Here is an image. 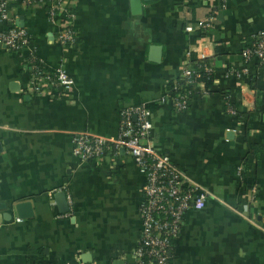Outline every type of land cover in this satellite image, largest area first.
Masks as SVG:
<instances>
[{"label": "crops", "instance_id": "crops-1", "mask_svg": "<svg viewBox=\"0 0 264 264\" xmlns=\"http://www.w3.org/2000/svg\"><path fill=\"white\" fill-rule=\"evenodd\" d=\"M133 1L64 0L78 38L62 46L47 0H9L30 44L22 55L0 44V264H137L145 176L125 150L82 161L73 149L78 133L116 141L119 112L151 104L161 105L152 140L206 196L187 212L169 264H264V67L230 74L264 33V0H140L137 15ZM31 53L49 73L64 65L70 91L32 93ZM192 55L210 63L213 85L177 113L166 88ZM227 98L250 115H228Z\"/></svg>", "mask_w": 264, "mask_h": 264}, {"label": "built area", "instance_id": "built-area-1", "mask_svg": "<svg viewBox=\"0 0 264 264\" xmlns=\"http://www.w3.org/2000/svg\"><path fill=\"white\" fill-rule=\"evenodd\" d=\"M63 1L47 0L46 4L50 20L61 24L58 41L62 46H71L78 38L74 29L75 14L64 9ZM30 2L38 3L41 0H30ZM60 15L63 17L58 19ZM211 22L212 17L204 23L203 29L210 30ZM186 31L190 32V29L187 28ZM0 44L18 55H22V51L30 44L29 33L25 29H20L11 16L9 0H0ZM241 53L243 70L231 71L232 76L241 78L246 75L248 70L245 66L252 61L264 67V33L253 42L246 44ZM198 60L204 61L201 57ZM24 61L27 73L30 75L32 93L42 94L56 89L64 93L74 86V80L64 65L49 73L34 53L24 58ZM200 66L205 73L212 74L211 65L203 63ZM179 77L185 85H202L198 83L201 78L198 69L191 65L184 68ZM201 93L203 95L207 91ZM191 101L190 93L179 94L169 100L172 109L177 113L186 112ZM153 113L145 105L122 109L119 112L120 134L114 142L89 133H78L74 139L73 154L82 161L103 159L114 150L116 152L125 150L145 176L144 200L140 209L142 232L140 244L135 252L137 264H169L187 212L191 209L202 210L206 201L204 193H200L196 188L184 186L182 170L174 164L167 153H163L155 145L152 140ZM226 113L236 117V111L231 107H227ZM241 170L242 168L237 172L239 180L242 179ZM256 193L257 188L252 186L249 189V204H254Z\"/></svg>", "mask_w": 264, "mask_h": 264}, {"label": "trees", "instance_id": "trees-1", "mask_svg": "<svg viewBox=\"0 0 264 264\" xmlns=\"http://www.w3.org/2000/svg\"><path fill=\"white\" fill-rule=\"evenodd\" d=\"M20 5H22V4H20ZM9 7H10V5H9ZM238 54L240 57L242 56L241 51L238 52ZM203 63L210 65V63L207 60L199 61L196 55H192L191 66L195 69L197 68L198 72L201 75V78L198 80V83L204 84L206 91L210 92L211 87L213 85V74L208 75L207 73H205L203 67L200 66ZM166 92H167V97L169 98V100H172V98L177 97L179 94L190 93L192 96V100H194L198 96L202 95L199 86H197V85L196 86L195 85H185L183 83V81L180 79V77L175 82L169 83L167 85ZM160 107H161L160 104L147 105V108L150 109L152 112H155V110H157ZM227 107H231L232 109H234L236 111V117L237 118L246 119L250 115V113H248L243 108L241 101L236 100L234 103L231 104V103H229V100L227 98L226 108ZM252 149H255V146L252 147ZM252 154H254V153H252Z\"/></svg>", "mask_w": 264, "mask_h": 264}, {"label": "water", "instance_id": "water-1", "mask_svg": "<svg viewBox=\"0 0 264 264\" xmlns=\"http://www.w3.org/2000/svg\"><path fill=\"white\" fill-rule=\"evenodd\" d=\"M132 5L134 7V13L140 14L141 13V9H142V2L140 0H136L132 2ZM56 198L58 199V203L60 205V209L62 213H66V211L68 210L67 207V201H66V194L65 193H60L56 196ZM27 206L25 205H20V207H18V211L21 209L23 210L24 208H26Z\"/></svg>", "mask_w": 264, "mask_h": 264}]
</instances>
